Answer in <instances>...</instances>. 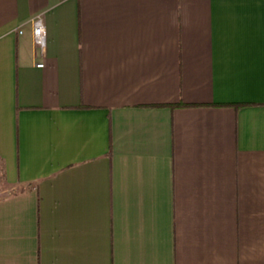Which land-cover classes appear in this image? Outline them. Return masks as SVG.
I'll list each match as a JSON object with an SVG mask.
<instances>
[{"label":"crops","instance_id":"1","mask_svg":"<svg viewBox=\"0 0 264 264\" xmlns=\"http://www.w3.org/2000/svg\"><path fill=\"white\" fill-rule=\"evenodd\" d=\"M0 175V264H264V0H0Z\"/></svg>","mask_w":264,"mask_h":264},{"label":"built area","instance_id":"2","mask_svg":"<svg viewBox=\"0 0 264 264\" xmlns=\"http://www.w3.org/2000/svg\"><path fill=\"white\" fill-rule=\"evenodd\" d=\"M21 34V32H19ZM33 43L36 48L43 49L46 45V31L40 19H36L33 23Z\"/></svg>","mask_w":264,"mask_h":264},{"label":"rangeland","instance_id":"3","mask_svg":"<svg viewBox=\"0 0 264 264\" xmlns=\"http://www.w3.org/2000/svg\"><path fill=\"white\" fill-rule=\"evenodd\" d=\"M10 192H12V191H10L9 189H7V188L5 187V185H4V183H3V180H2V177H1V175H0V197H2V196H4V195H7V194H9Z\"/></svg>","mask_w":264,"mask_h":264}]
</instances>
